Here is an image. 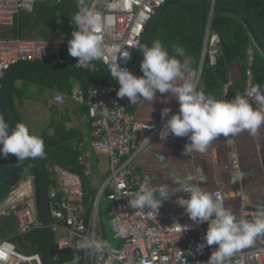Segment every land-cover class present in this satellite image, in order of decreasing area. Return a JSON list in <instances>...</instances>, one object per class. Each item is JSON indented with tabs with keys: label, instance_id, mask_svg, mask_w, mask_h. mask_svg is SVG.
Wrapping results in <instances>:
<instances>
[{
	"label": "built area",
	"instance_id": "1",
	"mask_svg": "<svg viewBox=\"0 0 264 264\" xmlns=\"http://www.w3.org/2000/svg\"><path fill=\"white\" fill-rule=\"evenodd\" d=\"M38 1L40 0H0V28L11 26L15 16L20 12H32ZM55 1L60 3L62 0ZM166 1L90 0L102 13L109 30L104 34L105 55L99 60L84 65L78 64L76 59L69 55L68 38L64 36L60 38L0 36V85L7 70L13 64L26 61L44 62L90 73H96L99 62L110 78L111 69L116 63L132 72L138 50L135 45L137 41H142L149 21ZM203 1L216 2V0ZM75 27L76 25L70 22L71 30ZM219 42L217 34H207L204 52L208 53L212 64L215 63ZM114 49H118L121 54L127 50L130 57L124 60ZM251 63L252 56H249V66ZM254 85H260L264 89V84L254 83L249 67L246 70V85L243 92ZM116 91L117 89L108 85L93 82L86 90L78 84L75 85L70 94L75 101L87 106L91 127L89 145L96 153L107 157L108 172L101 185L100 196L105 192L106 199L110 201V229L113 237L120 241L119 247L110 248L102 253L85 254L81 251L80 264H200L207 261L205 254L208 246L197 249V245L204 243V240L198 239L193 234L196 226L183 222L186 213L177 203L178 198L187 197L169 199L168 209L160 206L157 215L154 210L147 207H130L129 202L141 188L159 190L164 186L156 175L139 171L132 164V159L137 153L146 151L153 140H160L158 133L163 121L161 110L156 121H139L132 110L133 104L129 103L126 97L118 98ZM64 97L63 93L58 92L54 96V101L63 103ZM254 107L264 111V105L254 104ZM170 109L172 112L178 111V108ZM139 132L144 134L143 137H139ZM87 157L88 153L82 151L78 159L83 162ZM232 158L233 165L236 166L235 154ZM158 159L165 161L166 156L160 154ZM61 180L65 192L64 198H58L56 190L48 187L53 258L55 264H70L76 251V242L90 232L97 233L98 201L93 202L91 212L86 218L83 191L78 176L63 171ZM16 184L10 187L5 195H8L6 200L0 203V215H8L12 212L17 220L18 229L14 236L42 228L37 210L34 178L28 177L24 183L14 189ZM211 194L224 206V194L221 188L215 189ZM256 214L246 213L240 217L251 220ZM177 223L191 225L178 240H176L177 228L172 227ZM120 227L126 230V235L123 237L117 235V229ZM14 236L5 238L0 236V264H45L40 253H26L19 250L12 241ZM262 238L263 236L257 237L260 240H263ZM112 249L115 250L118 259H113ZM65 251L71 255L69 259L61 257V253ZM224 264H264V241L257 249L227 257Z\"/></svg>",
	"mask_w": 264,
	"mask_h": 264
},
{
	"label": "clouds",
	"instance_id": "2",
	"mask_svg": "<svg viewBox=\"0 0 264 264\" xmlns=\"http://www.w3.org/2000/svg\"><path fill=\"white\" fill-rule=\"evenodd\" d=\"M70 21L76 27L67 39L69 55L80 65L101 59L106 49L104 34L109 30L102 13L90 0H77V10ZM135 47L142 52V75H135L116 63L110 76L119 85L117 97H126L129 103L146 101L152 104L154 100L162 99L157 97L158 92L167 93L168 97L177 100V112H172L168 107L161 109L163 123L158 133L161 141H166L170 135L187 137L185 154L203 153L218 136H234L245 131L256 136L259 129L264 127V111L254 107V104L264 105V89L260 85L251 86L231 99L216 98L198 90L197 71L192 68L191 58L183 47L174 46L170 53L158 39L151 45L137 41ZM114 50L119 53L118 49ZM119 54L124 60L130 57L127 50ZM227 91L225 88L224 95ZM162 102H166V98ZM9 154L18 161L42 158L46 154L45 144L42 137L33 133L25 123L18 122L10 129L8 121L0 115V157L6 158ZM177 191L188 193L187 198L177 199L186 215L193 222L208 224L204 243L197 245V249L216 245L207 261L200 264H224L234 251L248 247L257 237L264 236V207L258 208L251 220L240 217L218 202L199 183L190 186L181 183L180 187L175 188L164 185L159 190L141 188L129 205L132 208L147 207L157 215L162 203ZM172 227L177 228L178 240L191 225L177 223ZM117 235L125 236V228H118ZM75 249L70 264H80L81 251L85 254L102 253L109 250L110 245L96 233L90 232L76 242ZM111 251L113 259H118L115 250Z\"/></svg>",
	"mask_w": 264,
	"mask_h": 264
},
{
	"label": "trees",
	"instance_id": "3",
	"mask_svg": "<svg viewBox=\"0 0 264 264\" xmlns=\"http://www.w3.org/2000/svg\"><path fill=\"white\" fill-rule=\"evenodd\" d=\"M218 3H228L239 6L248 12L256 21L264 35V0H216ZM77 10V0H62L57 6H53L50 0H40L35 4L32 12H20L15 16L13 24L3 29L0 28L2 37H48L58 38L60 34L70 37V17ZM162 27L166 32L162 36L157 33L151 39L162 41L166 48L173 46L183 47L188 57L191 58L192 68L197 70L199 66L202 48L204 46L207 28L210 34L215 33L219 37L218 53L215 56V63L210 65L209 56L204 55L201 70L202 91L216 98L223 97V85L228 83L231 76V68H235L237 76L228 84L226 98L242 94L246 85V70L250 67L253 81L256 84H264V53L255 38L254 32L247 20L235 10L224 9L214 11L209 16V10L193 3L173 0L167 4L162 12L157 28ZM3 29V30H2ZM157 32V31H156ZM255 44L252 53V63L248 64V48ZM207 46V45H206ZM96 73L109 77V74L101 63L97 62ZM142 75V73H140ZM22 84H36L41 87L54 89L70 95L75 84L86 90L93 82L69 78L63 75L53 74L32 67L20 66L13 69L9 85L5 95L6 114L15 127L22 122L15 103V98L22 100L24 92L16 86V81ZM52 133L47 129L42 131L45 144V156L39 158L43 163L48 187H52L58 193V198H64L65 192L59 182V170H67L79 175L81 179L83 198L88 218L94 199L97 194V187L91 183L88 173L89 166L78 161V151L73 139L76 130L66 128L64 123L52 121L49 124ZM26 173L31 174L35 181L36 202L38 216L40 217L38 198V179L34 166L25 159ZM103 195L106 193L103 192ZM109 206L98 207L100 226L103 225V217L109 218ZM13 242L19 250L27 253L37 252L43 257L44 239L43 230L35 229L26 234L16 235ZM63 259L71 257L68 251L62 252Z\"/></svg>",
	"mask_w": 264,
	"mask_h": 264
},
{
	"label": "crops",
	"instance_id": "4",
	"mask_svg": "<svg viewBox=\"0 0 264 264\" xmlns=\"http://www.w3.org/2000/svg\"><path fill=\"white\" fill-rule=\"evenodd\" d=\"M50 1L53 6H57V4H59L56 3L55 0ZM70 22L69 29L72 32ZM157 25L158 22L156 27ZM156 27L153 36L156 33L157 36H162L166 32L164 28L159 27L156 30ZM208 33L210 34L209 27L207 28L206 36ZM63 36V34H60L58 38ZM204 46L202 48L199 66L196 70L198 74V90L203 89L201 83V70L204 55L206 53L204 52ZM173 47L174 45H171L170 48H167L170 53L172 52ZM254 48L255 44L248 48L249 56H252ZM209 63L210 65H213L210 61V56ZM237 75L236 69L231 68L230 79L228 83L223 85L222 98H226L224 96L225 88H227L228 84H230ZM15 84L25 94L22 100H19L18 98L14 99L18 114L23 123L29 127L28 123L21 114L22 110L23 112H26L30 109V104H27L25 101L32 98V95H36L37 90L41 88V92L38 97V102L41 104L36 106V108L34 107L32 111L29 110V114L26 115L29 119L34 121L29 123L31 125L34 124V126L36 124L37 126L33 133L40 136L44 129H47L48 133H52V128L49 127V124L52 121L62 122L66 128L75 129L76 134H74L73 139H78L74 143V147L78 151V157L82 151L88 153L86 160L81 162L78 159V161L89 166L88 173L90 175V179L92 176L100 175L104 182L108 172V160L106 159L105 171L101 172L102 164L100 162L99 155L102 154L96 153L89 145L91 127L88 121L87 106L83 103L75 101L70 95L65 93H63L65 96L64 102L57 103L54 101V96L59 91L54 89L41 87L33 83L22 84L20 80H17ZM157 97H161L162 99L166 98V102H162V99H156L152 102V104L146 101L133 104L132 110L139 121L154 122L157 120L158 113L162 108H178L177 100L174 97H168L167 93L160 94L158 92ZM138 135L139 137H143L144 134L139 132ZM186 142L187 137H177L174 135H171L166 141L155 139L148 145L146 151L139 152L133 157L132 164L135 169L139 171L156 175L163 185H168L170 188L180 187L181 183L185 186L192 185L193 183H199L204 190L210 193L217 188H221L224 194V206L230 208L238 216H242L246 213H257L258 208L264 207V127L259 129L256 136H252L246 131L234 136H218L209 144L203 153L192 152L186 155L184 151V145ZM160 154H164L166 156L165 161H160L158 159V155ZM234 154L236 157V166L233 165L234 162L232 156ZM63 171L67 170H59L60 176ZM68 172L78 176L81 184V179L78 174L71 171ZM101 196L99 197L97 203L98 207ZM178 197H188V193L177 191L172 194L169 199ZM169 199L164 201L161 207L168 209ZM183 222L196 226L193 234L198 239H203L205 231L208 227L207 222H193L187 215ZM99 227L100 220L97 208V233ZM100 237L102 236L100 235ZM262 239L263 240L256 238L252 245L234 251L231 256L259 248L262 241H264V236ZM215 247L216 245L208 247L205 259H208L211 251Z\"/></svg>",
	"mask_w": 264,
	"mask_h": 264
},
{
	"label": "water",
	"instance_id": "5",
	"mask_svg": "<svg viewBox=\"0 0 264 264\" xmlns=\"http://www.w3.org/2000/svg\"><path fill=\"white\" fill-rule=\"evenodd\" d=\"M170 1L172 0H167L164 5H162L159 9L156 10L155 14L152 16L151 20L149 21L146 27L141 43L149 44L153 36L158 19L161 13L163 12L165 6ZM181 1L193 3L208 9L210 17L214 11H218V10L230 9L237 11L249 23L250 27L254 32L255 38L257 39L264 53V35L260 27L256 23V21L244 9L240 8L237 5L228 4V3H218V2L212 3L203 0H181ZM141 60H142V52L138 49L135 54V58L132 66V73L135 75H140ZM20 66L32 67L53 74L63 75L73 79L98 82L108 85L113 89H118L119 87L118 83L115 80H113L110 77L100 75L98 73H90V72L76 70L70 67L51 65L38 61H26V62L15 63L7 70L0 85V114L3 115L4 118L8 121L10 129L14 128V126L12 125L6 114L5 95L13 69ZM29 161L34 166L38 179L39 209H40V217H41L43 239H44V253H43L44 263L55 264L53 258V238L50 227L51 215L49 209L48 183H47L45 168L39 158H32L29 159ZM25 171H26V167L24 165V162L18 161L14 155L9 154L6 158L0 157V199L7 194L11 186H14L23 178ZM100 192H101V188L97 193L95 203L99 200Z\"/></svg>",
	"mask_w": 264,
	"mask_h": 264
},
{
	"label": "rangeland",
	"instance_id": "6",
	"mask_svg": "<svg viewBox=\"0 0 264 264\" xmlns=\"http://www.w3.org/2000/svg\"><path fill=\"white\" fill-rule=\"evenodd\" d=\"M6 27H3V29ZM2 29V30H3ZM41 92V88L37 90L36 95H32V98H30L29 100H26L25 102L27 104H30V111H32V109L38 105H40L41 103L38 102V97L39 94ZM37 97V98H36ZM36 98V99H35ZM26 111V112H21L22 116L24 117V119L26 120V122L29 125V128L32 130V132L35 130V128L37 127L36 124L34 126V124H30L29 122H34L33 120L29 119L26 115L29 114L30 111ZM100 158V162H101V172L105 171V166H106V156L105 155H99ZM28 177H32L31 174L26 173V175L16 184V186L14 187V189H17L22 183H24ZM59 177V182L61 183V176L60 174L58 175ZM92 185L97 187V189H99L102 185L103 182V178L100 177V175H96V176H92ZM8 196V195H7ZM7 196H5L4 198H2L0 200V203H3V201L6 200ZM100 206L102 207H107L110 204V201L107 200L105 198V195H102L100 198ZM103 225H101L98 228V233L97 236L100 237V235L102 236L101 238H103L104 240L109 242L110 248H117L120 246V241H118L117 239H115L113 237V233L110 229V219L107 216L103 217ZM17 220L15 218V216L13 215L12 212H9L8 215H0V236L1 237H11L14 236L17 233ZM13 241V240H12ZM27 253V252H26Z\"/></svg>",
	"mask_w": 264,
	"mask_h": 264
}]
</instances>
